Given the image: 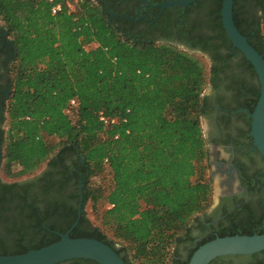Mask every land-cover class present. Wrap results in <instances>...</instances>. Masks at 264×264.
I'll use <instances>...</instances> for the list:
<instances>
[{"label":"trees","instance_id":"trees-1","mask_svg":"<svg viewBox=\"0 0 264 264\" xmlns=\"http://www.w3.org/2000/svg\"><path fill=\"white\" fill-rule=\"evenodd\" d=\"M120 1L0 0V47L3 40L5 45L0 58L4 57L10 84L2 130L0 178L5 183L0 185V256L52 245L77 221L71 238L102 241L126 264H166L169 257L173 264H188L200 246L217 237L264 234L263 212H235L227 217L233 222L230 227L199 242L185 261L179 248L172 251L194 240V222L203 235L205 224L214 219L200 218L208 216L214 202L202 127L208 87L216 84L219 73L236 77L234 71H251L255 87L243 83L237 89L247 86L258 91L254 106L260 97L252 64L244 55L243 61H232V43L222 25L223 0H213L208 9L209 16L216 18L217 35L193 39L194 49L208 54L210 60L182 49L170 34L165 39L153 35L152 28L171 21L170 9L161 18H151L155 24L149 27L145 20L136 21L134 11L121 9ZM250 2L259 7L260 15L254 25L244 27L241 17ZM56 4L62 9L53 14ZM233 18L240 33L264 57V0H234ZM141 25L148 26L147 32L137 31ZM213 41L223 44L213 47ZM72 100L78 106L68 112ZM100 113L121 122L107 128ZM45 137L58 138L60 148L53 149ZM70 153L77 155L75 165L82 178L79 220L78 194L74 204L44 202L35 186L15 183L55 166L57 160L62 163ZM13 166L24 176L7 181L14 178ZM106 171L112 181L107 195L99 182ZM44 186L43 194L48 188ZM88 203L95 211L104 205L101 226L87 217ZM241 217L244 221L239 224ZM262 253L245 256L244 263L234 262L241 258L236 256L211 264H264ZM62 264L97 263L77 259Z\"/></svg>","mask_w":264,"mask_h":264},{"label":"flooded vegetation","instance_id":"flooded-vegetation-1","mask_svg":"<svg viewBox=\"0 0 264 264\" xmlns=\"http://www.w3.org/2000/svg\"><path fill=\"white\" fill-rule=\"evenodd\" d=\"M167 1L179 0H165L161 4H152L151 0H140L138 3H136V0H132V3H126V0H123L118 2V5L123 4L121 5L123 10L134 11L136 21L145 20L148 22L149 27L155 24L150 20L151 18H161L162 14L170 9L171 21L162 22L163 24L160 27L152 28L153 35L155 34L158 39H165L170 34L172 35V42L175 44L201 54V51L194 49L195 42L193 39H196V41L207 40V37L213 38L217 35L215 29L216 18L214 16L210 17L208 13L213 0H195L186 6L177 5L164 9L160 7ZM258 11L259 7L250 2L241 17L242 26L254 25L260 15ZM130 20L133 21L132 18ZM148 26L141 25L137 31L146 30L147 32ZM203 36L206 39L202 38ZM221 44H223L221 41L211 42L213 47ZM4 47L3 40L0 52L4 50ZM229 50L230 53L232 52L230 55L233 57L232 61H235L234 64L240 62V60L243 61V54L238 53L233 45ZM203 55L210 60L208 54ZM3 59L4 57L0 58V171L3 158L1 149L3 147V122L5 121L3 116L5 112L4 104L5 99L10 94V84L5 75ZM234 73L236 77L224 72L219 73L216 84L210 85L205 94L208 104L202 119L207 124L204 134L210 153V175L213 186H221L222 189L217 195L212 210L216 216L211 222L205 224L207 228L205 234H200L201 231L198 232L199 234L192 233L194 240L184 244L186 249L183 253V261L199 242L210 235L218 236L222 230L230 227L233 222L227 217L231 214L244 211L247 213L249 210L256 209L264 214V158L254 146L251 136V114L256 107L253 100H256L258 91H252L251 88L245 86L244 90L239 92L237 88L241 89L243 83L253 85V87L256 84L253 78H250L251 71L245 73L234 71ZM251 101H253L252 104H250ZM205 130L207 131L205 132ZM63 159L62 163L57 160L55 166L45 168L36 176L27 178L23 182L17 181L15 183L19 186L23 184L35 186L36 193L43 198L42 201L44 200V202L61 200L63 204L66 201L74 204L75 196L78 194L80 203L77 214L79 220L80 208L82 210L83 187L81 185L80 168L75 165L77 155L70 153L65 155ZM80 163L83 164L82 158H80ZM0 180V185H3L4 180L1 178ZM44 185H48V188L43 194V187L46 188ZM203 217L206 216H201V220H203ZM263 219L264 216L261 217L264 222ZM243 221L241 217L240 220H237V223L242 224ZM77 223L78 221L75 222L76 225ZM75 224L72 229L76 227ZM72 229L67 233H71ZM260 256V263L264 262V255Z\"/></svg>","mask_w":264,"mask_h":264},{"label":"water","instance_id":"water-1","mask_svg":"<svg viewBox=\"0 0 264 264\" xmlns=\"http://www.w3.org/2000/svg\"><path fill=\"white\" fill-rule=\"evenodd\" d=\"M195 0L167 1L160 7L188 5ZM234 0H223L222 23L233 48L239 50L254 67L259 83L260 97L251 114V136L254 146L264 158V57L249 43L235 25ZM84 162V160L82 159ZM220 187V188H219ZM218 186V194L221 192ZM81 208L79 216H81ZM76 225V224H75ZM264 252V234L217 237L200 246L188 264H211L224 257H245ZM90 260L97 264H126L109 245L97 239L71 238L61 235L60 241L20 255L0 256V264H62L71 260Z\"/></svg>","mask_w":264,"mask_h":264},{"label":"rangeland","instance_id":"rangeland-1","mask_svg":"<svg viewBox=\"0 0 264 264\" xmlns=\"http://www.w3.org/2000/svg\"><path fill=\"white\" fill-rule=\"evenodd\" d=\"M2 23L0 22V29L2 28ZM182 49L184 50H187L186 48L184 47H181ZM205 64L209 67V64L207 62V60H205ZM237 71V70H236ZM207 92V91H206ZM206 94V93H205ZM202 127H203V130L207 128V124L205 122V120L202 119ZM207 130H205L206 132ZM45 141L47 142V144L49 146H51L53 149L57 150L58 148H60L61 146V143H60V140L56 137H45ZM10 172L11 174L14 175V178H8L6 179L7 181H11L13 179L15 180H21L23 178V172L22 170L17 167V166H13L11 169H10ZM99 182H101L104 187H105V195H107L109 193V191L111 190V177L110 175L108 174V171H106L104 174H102V176L100 177L99 179ZM220 188V187H219ZM213 191H214V202H213V205L212 207L209 209L208 211V216L206 217H203V219L205 220L206 218H214L216 215L212 212L214 206H215V202L217 200V195H218V186H213ZM104 205L103 204H100L99 205V210H94L93 209V206L91 203H88L86 208H85V212H86V215L87 217L95 224L97 225H100L101 226V216L103 214V211H104ZM197 224L196 222L193 223V225L191 226L192 228V232L194 234H199L198 232H200L199 228L195 225ZM109 234H112L111 231H109ZM200 234H202L200 232ZM177 248H179L180 252L184 253L185 252V247H184V244H178L177 247L173 248L172 251L174 252ZM245 261V258H239V259H236L234 262H237V263H244ZM166 264H173L172 262V258L169 257Z\"/></svg>","mask_w":264,"mask_h":264},{"label":"built area","instance_id":"built-area-1","mask_svg":"<svg viewBox=\"0 0 264 264\" xmlns=\"http://www.w3.org/2000/svg\"><path fill=\"white\" fill-rule=\"evenodd\" d=\"M55 1L56 0H50V2H55ZM61 9H62V6L60 4H56L52 9V13L57 14L58 12L61 11ZM77 106H78L77 101L72 100L70 102L68 112L74 111L77 108ZM99 119L104 124V126L107 128L113 125L119 124L121 122L119 118H112V117L106 116L104 113H100Z\"/></svg>","mask_w":264,"mask_h":264},{"label":"crops","instance_id":"crops-1","mask_svg":"<svg viewBox=\"0 0 264 264\" xmlns=\"http://www.w3.org/2000/svg\"><path fill=\"white\" fill-rule=\"evenodd\" d=\"M3 27V26H2Z\"/></svg>","mask_w":264,"mask_h":264}]
</instances>
